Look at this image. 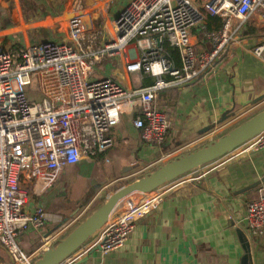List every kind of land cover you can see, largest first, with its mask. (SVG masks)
<instances>
[{"label": "built area", "instance_id": "built-area-1", "mask_svg": "<svg viewBox=\"0 0 264 264\" xmlns=\"http://www.w3.org/2000/svg\"><path fill=\"white\" fill-rule=\"evenodd\" d=\"M75 4L80 10L82 0ZM208 17L217 18L220 28L209 31ZM254 18L264 22V0H129L114 35L101 46L96 34L87 31L84 14L68 19L66 42L0 44V244L14 264L34 262L16 239L41 231L48 222L43 204L31 198L50 189L64 166L110 149L114 139L109 131L125 113L135 114L133 125L145 143L162 144L170 125L168 115L155 107L158 92L193 85L213 72L220 56L241 44ZM197 27L210 48L195 50L191 36ZM165 43L178 50L180 67L164 55ZM251 53L264 64V41ZM110 58L124 61L126 72L154 82L126 89L112 78L93 77L94 67ZM26 89L40 94L41 101L30 100ZM242 146L251 152L264 149V131ZM24 180L30 181L28 188L21 186ZM257 195L247 203L244 217L250 241L264 237V184ZM163 197L159 187L151 199L116 214L86 251L105 255L122 249L136 222ZM124 200L129 205L130 196ZM79 254L60 264H78Z\"/></svg>", "mask_w": 264, "mask_h": 264}, {"label": "crops", "instance_id": "crops-1", "mask_svg": "<svg viewBox=\"0 0 264 264\" xmlns=\"http://www.w3.org/2000/svg\"><path fill=\"white\" fill-rule=\"evenodd\" d=\"M42 1L34 2L43 5ZM60 1L48 0L52 8L48 6L44 11L36 8L28 23L22 20V12L19 11L20 26H11L4 31L16 30L24 25L35 30V41L29 40L25 33L22 38L15 39L11 34L16 33L12 32L5 35L7 38L2 43L12 40L24 45H36L45 40L66 42L67 25L65 36L56 33L59 32L56 30L59 19L81 11L84 12L87 31L96 34L98 46H101L114 35L116 19L129 0H82L80 10L74 8L75 11H69L71 0H64L63 4ZM74 3L75 0H72V5ZM87 10L88 13L85 12ZM255 21L258 27L253 31L258 34L252 35L250 27ZM258 28H264V22L254 18L245 27L241 44L229 47L218 59L213 72L197 83L158 92L155 107L168 115L170 125L162 144L145 143L140 131L133 125L135 114L125 113L120 123L109 131L114 139L110 149L96 158L82 157L79 162L64 166L50 189L31 198V201L33 199L43 204L48 222L39 232L28 231L20 235L16 239L18 247L33 254L35 261L42 251L64 238L75 227L70 229L73 219L79 216L82 206L88 204L93 195L102 191L108 196L110 192L113 193L110 185L125 175H143L177 155L201 147L211 141L215 134L259 107L264 102V98L257 100L264 95V64L251 53L255 42L260 38V41H264V33H260ZM195 32L193 29L191 36L195 50L210 48L209 41ZM110 59H113V65L108 63L109 60L99 65H106L104 75L100 77L95 71L99 66H96L93 77L112 78L126 89L148 86L154 82L150 76L126 72L124 61ZM98 161L104 163V169L99 174L100 185L94 191L91 192L87 185L84 191L75 188L70 199L62 201L65 195L53 198L60 193L57 186L67 188L65 185L69 180L65 183L61 181L66 167H69L67 171L73 181L71 183L78 184L79 177L85 174L84 170L97 167ZM108 165L111 167L107 172ZM76 176L78 179L75 181ZM263 176L264 149L251 152L245 146H240L163 185L161 204L136 222L133 233L122 249L105 255L95 249L86 251L90 244L88 240L75 252H80L78 264H242L244 251L237 237V228L244 229L252 246V264H264V237L250 241L244 221L247 203L257 198L258 188L264 183L240 193ZM23 185L30 186V181L24 180ZM157 191L158 188L147 193L144 201L154 197ZM0 264H14L1 244Z\"/></svg>", "mask_w": 264, "mask_h": 264}, {"label": "water", "instance_id": "water-1", "mask_svg": "<svg viewBox=\"0 0 264 264\" xmlns=\"http://www.w3.org/2000/svg\"><path fill=\"white\" fill-rule=\"evenodd\" d=\"M263 98L264 95H261L257 100ZM262 131H264V109L218 139L211 140L199 148L177 155L158 165L152 171L110 194L64 238L42 251L32 264H60L94 237L112 216L142 204L147 193L233 152ZM261 183H264V176L259 181L243 188L240 193L254 189ZM128 196H130L129 205L125 204L124 200ZM243 230L242 228L236 229L238 240L244 251L242 264H252V246Z\"/></svg>", "mask_w": 264, "mask_h": 264}, {"label": "rangeland", "instance_id": "rangeland-1", "mask_svg": "<svg viewBox=\"0 0 264 264\" xmlns=\"http://www.w3.org/2000/svg\"><path fill=\"white\" fill-rule=\"evenodd\" d=\"M37 1V3H40L41 0H0V44H2V41L7 38V36H5L6 34L9 33H16V34H11L13 35V37H15V39H19L22 38L24 33L25 35H27V37L29 38V40L33 39L35 41V36L33 34L35 30H33V28H27L26 26L23 25V27L21 28H17L16 30H12L9 32H4L8 27L11 26H20V18L18 17V12L21 11L22 12V20H24V22L28 23V19L30 16H32L33 14H31L36 8L41 10L43 9V11L49 6V8H52V4L48 2V0H43V5H38L35 2ZM62 4L64 2V0L60 1ZM18 3V4H17ZM79 5L77 4H73L72 5V0L69 2L68 4V8L69 11H72L74 8H77ZM20 7V9H19ZM75 11V9H74ZM86 13H88L89 11H85ZM31 14V15H30ZM76 13H69L68 15L63 16L61 19H59V27L56 30V33L62 34V36H65V29H66V25H67V20ZM77 14H84V12L82 13L81 11ZM252 27H250L252 30L251 33L252 35H256L258 33H256L253 30H256V28L258 27V23L255 21L254 23L252 22L251 24ZM14 27V28H15ZM37 29V28H36ZM257 30H260V33H264V28H258ZM41 30H39L40 32ZM46 30H44L45 32ZM195 34L200 36V32L199 28H195L194 29ZM4 32V33H3ZM10 35V37H11ZM264 38V37H263ZM13 39V38H12ZM261 40V38L258 40V42ZM258 42H255L253 46H255ZM5 43V41H4ZM109 64L113 65V59H109L108 61ZM106 65H102L96 68V72L99 73L100 77H102L104 75V71H105ZM26 94L28 96V98L32 101H36V102H40L41 101V96L40 94H38L37 92L31 91L29 89H26ZM264 109V102L257 108L252 109L249 111L248 114H246L243 118H241L240 120H237L234 124H232L230 127L226 128L225 130H222L221 132L217 133L214 135V138H212V140L218 139L219 137H221L222 135L226 134L227 132H229L230 130H232L233 128H235L236 126L240 125L241 123H243L244 121H246L247 119L251 118L253 115H255L256 113L262 111ZM97 163V167H92L89 168L88 170H84V175L80 176L79 179L78 177H74V180L76 181L78 179V184H74L71 183L73 182L72 180H70V176H69V172L67 171L69 167H66L65 171L66 173L62 175L61 177V181H63L64 183L67 182L69 180V183H67L65 186L67 187L66 189H62V185L57 186V188L60 189V193L56 194L53 196V198L55 196H59V195H65V197H63V200H67L72 198V192L75 188H79L80 191H84L86 189V186L89 185V189H91V192L94 191L97 186L100 185V173L103 171V167L102 165L104 163L98 161ZM111 166H107V172L110 170ZM123 171H125V169H123ZM111 174H107V176H109ZM142 174H138V175H125L124 177L121 178V180L114 182L113 185H110V190H113V192H115L116 188L118 190V188L123 187L127 184H129L130 182L134 181L137 178L142 177ZM103 179V177H101ZM95 180V181H94ZM23 188H28V186L26 187L25 185H21ZM28 190V189H27ZM115 190V191H114ZM111 193V192H110ZM109 193V194H110ZM108 194V196H110ZM105 194H102V191L97 193L96 196H92L91 199L88 204L83 205L82 209L79 213V216L75 217L72 221L71 227L70 229H72L74 226H76L80 221H82L86 216H88L94 209H96L100 204H102L107 197ZM57 202V200H56ZM50 209L52 208V206L49 207ZM66 236V235H65Z\"/></svg>", "mask_w": 264, "mask_h": 264}, {"label": "trees", "instance_id": "trees-1", "mask_svg": "<svg viewBox=\"0 0 264 264\" xmlns=\"http://www.w3.org/2000/svg\"><path fill=\"white\" fill-rule=\"evenodd\" d=\"M213 29L220 28V22L217 18L208 17L207 29L210 31ZM164 55L168 57L176 67H180L179 52L176 48L170 47L167 43L163 45Z\"/></svg>", "mask_w": 264, "mask_h": 264}]
</instances>
